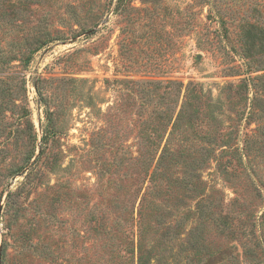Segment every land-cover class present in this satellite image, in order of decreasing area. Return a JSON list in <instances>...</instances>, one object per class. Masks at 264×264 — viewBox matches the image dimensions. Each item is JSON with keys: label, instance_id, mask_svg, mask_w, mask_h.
I'll list each match as a JSON object with an SVG mask.
<instances>
[{"label": "rangeland", "instance_id": "374dc122", "mask_svg": "<svg viewBox=\"0 0 264 264\" xmlns=\"http://www.w3.org/2000/svg\"><path fill=\"white\" fill-rule=\"evenodd\" d=\"M248 23L264 0H0V264H264Z\"/></svg>", "mask_w": 264, "mask_h": 264}, {"label": "trees", "instance_id": "16d2710c", "mask_svg": "<svg viewBox=\"0 0 264 264\" xmlns=\"http://www.w3.org/2000/svg\"><path fill=\"white\" fill-rule=\"evenodd\" d=\"M243 31H244V42L242 45V55L244 58H246V60H248L247 65H248V71L250 73L258 69L254 66L253 63L256 62L255 60L256 56L261 55L264 52V29L256 23H248L244 27ZM43 44L44 42L41 43V45ZM27 58L28 60L30 59L29 56H27ZM261 132L264 133V128L260 130V133ZM245 142L247 146L246 149L247 152L242 153L238 151L231 155V158H234L233 166L235 168L237 167H241V168L250 167V169L252 168V165L249 164V161L253 159V157L251 158V146L247 145V143L249 144L248 141ZM260 156H262V158L264 159V151L261 152ZM160 168L161 166L158 169ZM138 264H148V262L142 256H140L138 260Z\"/></svg>", "mask_w": 264, "mask_h": 264}]
</instances>
